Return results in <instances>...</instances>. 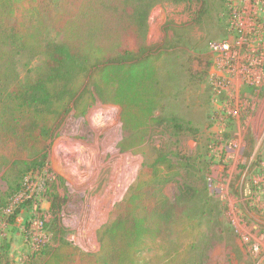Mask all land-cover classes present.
Returning a JSON list of instances; mask_svg holds the SVG:
<instances>
[{"label": "rangeland", "instance_id": "rangeland-1", "mask_svg": "<svg viewBox=\"0 0 264 264\" xmlns=\"http://www.w3.org/2000/svg\"><path fill=\"white\" fill-rule=\"evenodd\" d=\"M223 1H166L149 16L147 41L152 53H163L162 71L172 87L164 113L188 123L181 132L152 125L143 147L120 151L117 144L125 134L119 107L101 103L91 88L82 87L49 142L56 205L32 197L37 189L26 184L8 198L18 184L0 170V206L7 202L0 215V264H20L33 251L30 240L38 241L42 233L45 247L64 240L96 253L97 230L119 209L151 147L165 148L176 164L189 158L198 163L190 170L181 167L163 192L172 200L184 183L206 191L193 241L199 264H264V28L258 26L264 0L236 1L240 28L234 30ZM252 25L259 27L258 37ZM214 42L227 49L213 50ZM29 64L37 66L39 58ZM18 69L23 76L22 65Z\"/></svg>", "mask_w": 264, "mask_h": 264}, {"label": "trees", "instance_id": "trees-1", "mask_svg": "<svg viewBox=\"0 0 264 264\" xmlns=\"http://www.w3.org/2000/svg\"><path fill=\"white\" fill-rule=\"evenodd\" d=\"M166 1L187 0H0V170L18 184L8 198L26 184L37 189L32 197L56 205L49 142L79 88L119 107L120 151L143 147L152 125L175 133L188 125L164 113L172 87L163 53H152L147 41L151 10ZM51 32L60 38H49ZM197 164L195 158L176 164L165 148L151 147L119 209L97 230L96 253L60 240L52 248L41 244L20 264H199L193 241L206 191L184 183L172 200L163 192L181 167ZM210 165L207 159L203 167Z\"/></svg>", "mask_w": 264, "mask_h": 264}, {"label": "built area", "instance_id": "built-area-1", "mask_svg": "<svg viewBox=\"0 0 264 264\" xmlns=\"http://www.w3.org/2000/svg\"><path fill=\"white\" fill-rule=\"evenodd\" d=\"M236 1H239V0H226V4L228 6V12H229V17H228L229 23H228V25L233 30H234V28L235 29L236 28H240V26H239L240 23H238V22L235 21V11H234V5L235 4L234 3ZM259 9H262V8L261 7H257L256 8L257 12L259 11ZM258 14H259V12H258ZM261 17L264 19V8L262 9V16ZM258 26L259 27L261 26V27L264 28V20L262 22H260V24ZM258 26L252 25V31H253V35L255 37H258V34L260 33V30H259V27ZM237 32H240V29H238ZM210 48H212L213 50H217V49H220V48H223V49L226 50L227 49V46H226V44L224 42H221V43L214 42V43H210ZM42 222H43L42 220H39L38 221V223H39V225L41 227H42ZM29 223H31L30 220H29L28 224ZM29 227H30V225H29ZM46 237H47L46 234L42 233V237H41V235L38 236V238H39L38 241H36V240H34V241L33 240H30V245H31L32 250L33 251L38 250L39 249V246L41 244H45V242H43L41 240V238L43 239V238H46Z\"/></svg>", "mask_w": 264, "mask_h": 264}]
</instances>
